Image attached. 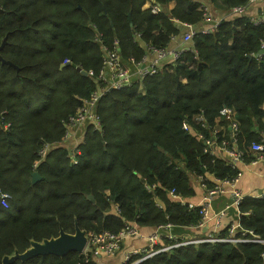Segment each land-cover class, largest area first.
<instances>
[{
	"label": "trees",
	"instance_id": "trees-1",
	"mask_svg": "<svg viewBox=\"0 0 264 264\" xmlns=\"http://www.w3.org/2000/svg\"><path fill=\"white\" fill-rule=\"evenodd\" d=\"M154 1L160 14L144 9L147 0H0V45L8 39L0 54L19 68L0 62V113L10 124L0 126V191L11 196L9 208L0 203V264L61 229L74 234L76 222L87 234L118 233L126 223L150 231L196 227L200 208L182 201L195 195L192 179L206 176L212 188L209 176L226 180L239 171L206 153L200 138L222 126L232 143L230 123L219 116L224 107L236 112V146L245 161L255 159L250 147L264 137V23L243 13L221 20L213 33H196L185 45L191 51L141 83L106 92L96 107L101 130L89 126L77 164L59 145L66 121L99 86L104 46L117 41L123 61L139 64L149 47L169 48L184 24L203 22L196 0ZM210 1L231 11L250 0ZM170 2L176 5L168 10ZM239 212L240 228L264 239V197L245 198ZM229 227L220 236L228 237ZM85 258L72 252L13 264H97ZM141 264H264V245H183Z\"/></svg>",
	"mask_w": 264,
	"mask_h": 264
},
{
	"label": "built area",
	"instance_id": "built-area-1",
	"mask_svg": "<svg viewBox=\"0 0 264 264\" xmlns=\"http://www.w3.org/2000/svg\"><path fill=\"white\" fill-rule=\"evenodd\" d=\"M254 0H250L252 2ZM150 10L153 14H160L162 8L160 5L152 4ZM198 10L203 14V24L201 27L194 26L191 24H184L186 28V32L183 34L184 43H191L194 35L196 33L209 34L215 32L220 26L221 20H216L212 12L210 11L207 5H200ZM234 13L242 14L244 12V8L238 7L233 9ZM252 20L255 23H264V17L257 18L253 17ZM203 26V27H202ZM149 53H153L156 55V59L154 62L148 67L140 71L136 80L132 79V75L130 73L129 68L124 64L121 52L118 48V42L114 43L113 47H103V64L96 75L95 81L99 83V86L95 91L92 92L90 98L85 101L83 107H81L75 115L71 116L65 123L67 128L66 137L69 135V128L75 125H82L84 123H88V126H92L94 129L101 130V124L99 120L98 113L96 111V107L103 97V95L110 90H122L124 88L129 87L132 82L138 81L139 83L147 75L156 74L161 70L165 64L162 62L164 60H171V62H176L180 60L184 53L187 51H191L186 49V46L180 47L176 50L167 49H158L155 47H149ZM143 61L139 64H142ZM69 61H66L64 64H68ZM133 65L136 64L134 60H132ZM93 76V73H90ZM219 116L224 120H227L230 123L229 130L232 136V143L226 138L223 130L224 127L218 126L213 128L208 124V121H204L203 115L198 116L197 120L199 122H203V126L208 128H213V137L212 132L209 137L200 135V138L205 142L206 148L205 152L211 156H223L228 155L230 159L228 160V165L233 169H238L237 164L239 162H244L246 158L245 152L238 149L235 144V136L239 131V122L236 117V112L233 109L224 107L220 110ZM6 118L4 113H0V126L5 130H9L10 124L9 122H5ZM185 129H188L187 125L184 126ZM222 134V140L220 139V134ZM80 145L75 147L70 151V158L73 164L78 163V156L80 155ZM251 153L255 156V159L249 162L248 164H256L258 162H264V137L261 142H254L250 147ZM48 153V147H44L39 155L40 161L37 162L36 165L44 160ZM223 158V157H222ZM242 174L240 170L238 173L231 179L226 180H217V184L212 188H207L204 181L206 180V176H200V181L202 186L206 189V196L200 203L188 202V206L190 209L200 208L201 221L200 223L194 227L195 230H204L205 234H195V236L189 238H177L173 234H165L162 235L160 230H171L172 225L168 224L166 226H160L156 228V231L150 235H144L139 226L133 223H126L124 228L118 233L111 232H103L101 234L90 233L87 235L88 242L84 249L82 255H84L85 262L89 263L91 258L97 257L100 254H105L107 256H113L117 254L121 249L124 241L129 238H142L146 240L145 247H138L127 250L124 261L122 264H141L146 260L156 256L157 254L168 252L171 249L183 246V245H200V244H214V243H254V244H263L264 239H261L259 236L255 235L252 231H244L240 228V224H232L229 227V235L228 237L220 236L219 231L223 226V213L216 214L212 217L210 214V202L214 199L215 196L225 193V186L229 185L231 187L230 194L233 198L234 205L239 209L241 203L244 202L245 196L242 193V190L238 187L241 181ZM170 195L174 199L182 198L175 193V191H171ZM11 196L9 193L0 191V203L4 208H9ZM183 201V200H182ZM186 203V202H183ZM213 222V228L208 232V224ZM241 231V236L237 237V231ZM163 239H168L170 243H162ZM97 263V262H96ZM99 264V263H97Z\"/></svg>",
	"mask_w": 264,
	"mask_h": 264
},
{
	"label": "crops",
	"instance_id": "crops-1",
	"mask_svg": "<svg viewBox=\"0 0 264 264\" xmlns=\"http://www.w3.org/2000/svg\"><path fill=\"white\" fill-rule=\"evenodd\" d=\"M199 2V5H207L214 15L216 20H223V19H230L232 18L235 13L234 10L231 11H223L218 10L210 0H196ZM217 2L221 5L222 0H217ZM153 3L154 0H147L144 5V9H148ZM176 5L175 2H170L168 4V10H171ZM244 12L251 17L261 18L264 17V0H254L252 2L249 1L247 7H243ZM235 9V8H234ZM203 24V23H202ZM201 24V25H202ZM204 25V24H203ZM184 26V25H183ZM200 26V25H199ZM201 27V26H200ZM203 27V26H202ZM186 32L185 26L181 34L172 41L171 45L169 46L170 50H176L183 46H192V43H184L183 40V33ZM156 59V55L153 53H148L146 55V59L142 64L133 65L131 63L124 64L129 68L130 73L132 75V79L136 80L140 71L148 68ZM171 60H164L162 63H169ZM89 126L88 123H84L82 125H75L69 128V135L66 137L62 143L59 145L67 150L71 151L78 145H81L84 142L87 130ZM221 157V156H219ZM226 161L230 159V156L223 155L222 156ZM238 170H240L242 177L240 184L238 187L242 190L243 195L245 198H256L260 199L264 197V162H258L256 164H248L247 160L244 162H239L237 164ZM200 178V177H199ZM199 178H193L192 183L195 189V195L191 197L188 201L183 199L184 202H193V203H200L203 198L206 196V189L202 186L201 181ZM209 179L217 184V179L214 177L209 176ZM231 187L229 185L225 186V193L215 196L214 199L210 202V214L212 217L216 214L223 213V225L229 226L232 224H238L240 220V212L239 209L234 205L232 195L230 194ZM213 222L208 224V232L213 228ZM144 235H150L156 231V229L150 230H141ZM162 235L165 234H173L177 238H189L195 236L194 228H184V229H172V230H160L159 231ZM146 240L144 237L142 238H129L126 239L122 245V249L113 256H107L105 254H100L96 258V262L99 264H122L124 261L125 254L127 250L138 248V247H145Z\"/></svg>",
	"mask_w": 264,
	"mask_h": 264
},
{
	"label": "water",
	"instance_id": "water-1",
	"mask_svg": "<svg viewBox=\"0 0 264 264\" xmlns=\"http://www.w3.org/2000/svg\"><path fill=\"white\" fill-rule=\"evenodd\" d=\"M7 37L4 39L2 44L0 45V51L3 50V48L7 44ZM262 53V51L260 52ZM0 62L5 65H9L11 67H14L16 70H19V68L14 65L12 62L5 60L2 55L0 54ZM68 64H63L62 67H65ZM78 71L83 73L84 75H88L87 72L83 71L80 67H76ZM40 174L35 171L33 173V182L36 183L40 179ZM91 200L94 201V198L92 196L89 197ZM75 233L69 234L66 233L64 230H60V235L57 238H51V239H45L43 242H31V247L26 250L24 253H19L16 251V253L13 256H6L3 259V264H13L15 261L20 260L22 262H26L32 258L38 257V256H48V255H54L58 257H65L66 255L76 252L78 254H83L84 249L87 245L88 238H87V232L85 230H82L78 223L75 224Z\"/></svg>",
	"mask_w": 264,
	"mask_h": 264
}]
</instances>
